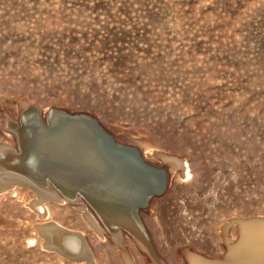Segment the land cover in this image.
<instances>
[{"label": "rangeland", "instance_id": "obj_1", "mask_svg": "<svg viewBox=\"0 0 264 264\" xmlns=\"http://www.w3.org/2000/svg\"><path fill=\"white\" fill-rule=\"evenodd\" d=\"M18 99L85 109L115 136L118 125L174 154L155 205L160 254L149 245L147 261L130 244L137 264H188V249L221 260V226L264 219V0H0V100L13 109ZM191 106L219 126L197 132ZM39 198L31 187L0 189V264H62L37 235L47 206L86 235L99 264H124L123 243L100 238L79 206L33 207Z\"/></svg>", "mask_w": 264, "mask_h": 264}, {"label": "bare ground", "instance_id": "obj_2", "mask_svg": "<svg viewBox=\"0 0 264 264\" xmlns=\"http://www.w3.org/2000/svg\"><path fill=\"white\" fill-rule=\"evenodd\" d=\"M210 94L208 92V96ZM235 98L240 96L236 95ZM14 104L13 109H6L4 102L0 100V189L33 188L40 195V198L34 201L33 207L40 206L44 201H66L67 204L79 206L77 210L80 218L96 231L100 238H109L116 244L123 243L126 251L120 253L124 264H137L130 246L139 249L147 261H153V256L148 255L147 249L150 251V246H154L159 253L153 238V221L156 222L157 218L155 205L170 189V172L174 176L176 174L173 170L174 161L171 160L174 154L152 144L139 133V136L132 139L118 125L112 126L113 131L121 132V137L116 135L119 142L139 147L149 162L150 157L155 155L156 163H159L156 165L171 169L165 167L168 171L165 192L154 196L148 207L139 210L143 222L138 223L131 211V208H134L131 195L145 184L146 178H152L153 173L143 166L133 151L113 145L88 118L68 117L56 113L53 120H48L54 110L62 109L56 107L55 103L41 104L18 99ZM43 106H46V109ZM217 107L237 109L239 105L234 101H223L219 102ZM190 109L189 120L199 126L197 132L216 129L219 126L213 115L206 113L200 116L197 107L191 106ZM67 111L86 112L85 109ZM250 112L254 116V104L250 106ZM26 116L24 129L22 126ZM41 121L48 125L45 126ZM24 145L28 151L25 164L37 175L50 174V181L45 180L39 184L26 175L24 168L16 167V160L24 156ZM163 162L167 164L164 165ZM77 190L81 194H75ZM75 197V202L68 200ZM52 210L51 206H47V209L39 208L44 220L37 223L36 231L40 238L48 241L47 247L49 245L61 253L55 254L58 263L99 264L101 259L90 246L86 235L82 231L65 227L60 220L59 222L55 219ZM229 221L219 228L223 233L222 245L225 252L228 251L227 255L221 260L211 259L188 249L185 257L188 264H264V219L258 216H237L233 222ZM229 225L234 227L236 238L226 233ZM156 261L157 264H169L167 260L159 262V258Z\"/></svg>", "mask_w": 264, "mask_h": 264}, {"label": "water", "instance_id": "obj_3", "mask_svg": "<svg viewBox=\"0 0 264 264\" xmlns=\"http://www.w3.org/2000/svg\"><path fill=\"white\" fill-rule=\"evenodd\" d=\"M56 113L66 115L68 117L78 116V117L88 118L90 121H92L94 126L101 132V134L105 138H107L113 145L120 147V148H123V149H129V150L133 151L137 155L139 161L143 164V166L146 169L150 170L151 173H153L152 178H146L145 184L143 186L137 188L131 195V197H133L132 201L134 202V204H133L134 208H131L133 217L136 218L138 223H142V221L140 219L139 210L148 207L152 198L154 196L162 195L167 188L168 171L166 170V168L162 167V166H158V165L151 163L148 160H146L139 147L119 142L117 140L115 134L112 133L111 131H109L107 129V127L97 117L90 115L88 113H70L64 109H57V110H54V112H52V114L48 118V120L50 118H52V120H53V118H54L53 116ZM27 116L23 120V126L22 127L24 129L26 128ZM30 116H32V115H30ZM32 117L35 118V116H32ZM40 123H43V122L41 121ZM44 125L47 126L48 124H44ZM22 154H24V156L22 158H19L16 160V167L24 168L26 170V173H27V174L26 173L25 174L28 175L31 179H34V181L38 182L39 184H42V182H44L45 180H48V181L51 180L50 174L37 175V174H35L34 171H32V169L30 167H28L27 164H25V160H26L27 155H28L27 146H25V145H24ZM74 193L75 194H77V193L81 194V192L79 190L75 191Z\"/></svg>", "mask_w": 264, "mask_h": 264}]
</instances>
